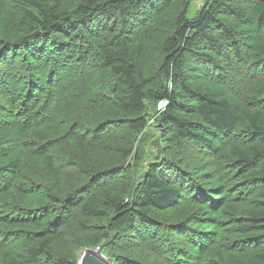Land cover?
Listing matches in <instances>:
<instances>
[{
	"label": "trees",
	"instance_id": "obj_1",
	"mask_svg": "<svg viewBox=\"0 0 264 264\" xmlns=\"http://www.w3.org/2000/svg\"><path fill=\"white\" fill-rule=\"evenodd\" d=\"M64 1L0 0V264H76L78 256L53 248L61 227L77 214L98 219L105 213L110 217L108 228H101L86 246H104L110 264L264 260V94H249L251 84L262 82L264 72L259 71L264 64L252 62L253 41L221 21L222 15H230L249 25L254 19L245 4L257 2L260 7L264 0H209L193 18L187 15L190 0H183L161 36L159 88L150 85L135 61L145 54L142 44L134 58L115 45L124 40L132 44L144 33L145 37L176 0H72V9L60 11ZM13 9L19 26L8 25ZM94 17L100 21H90ZM257 21L264 25V9ZM79 36L83 41H77ZM62 47L66 53L57 55ZM98 64L127 85L119 102L125 113L136 115L125 123L129 133L148 127V115L143 114L149 101L155 106L167 101L156 117L155 137L162 129L163 155L144 167L152 155L150 147L143 155L138 152L140 167L128 199L121 194L83 199L88 189L81 192L85 186L72 181L81 169L71 163L70 149H63L79 132L98 144L95 140L117 123L111 116V123L89 130L75 119L92 93ZM197 64L216 74L217 78L203 75L209 84L229 83L232 95L242 101L240 118L231 99L189 82L188 68ZM235 68L242 74L228 78L226 72ZM237 132L235 153L223 158ZM255 140L259 145L243 146ZM185 141L211 151V170L194 163L205 157L191 155L194 162L187 161L190 150L184 148ZM80 144L69 146L81 150ZM132 152L130 146L122 156ZM227 169L240 181L225 184ZM210 177L219 185L199 180ZM172 221L177 223L168 226ZM123 238L131 241L125 248L118 242Z\"/></svg>",
	"mask_w": 264,
	"mask_h": 264
},
{
	"label": "rangeland",
	"instance_id": "obj_2",
	"mask_svg": "<svg viewBox=\"0 0 264 264\" xmlns=\"http://www.w3.org/2000/svg\"><path fill=\"white\" fill-rule=\"evenodd\" d=\"M57 1L58 0H56V3ZM208 1L209 0H190L187 11L188 17H195ZM64 2L65 3H63V8H61L60 11H63L64 9H67L69 11L70 9H72V6L74 5V2L72 0H65ZM182 2L183 0H176V2L168 10L160 14L162 15V17L158 18L159 21L156 26L153 27L150 31H147L145 37L144 33V35L139 37L138 41H134L132 42V44H130V40H124L119 43V45H115L118 49L124 51L127 57L134 58L133 55L135 49H138L140 44H142V51H144L145 54L141 57V59L137 58V60L135 61L142 65L144 75L146 76L147 80L150 82V85L152 87L159 88L160 84L162 83H159V77L157 75V67L160 66V62L158 61L160 58L159 52L161 49V36L169 29V25L173 20V15L176 9L182 5ZM256 4L257 2H253L252 5L248 3L245 4V6L248 7L251 19H254L250 21L249 25L246 24L245 21V23L242 21L237 22L236 19L230 15L221 16L220 14L219 17H222L221 21L226 22V26H232L236 34L240 36H245L247 39L253 41L254 45L251 49L252 62L259 61L260 63L262 62L264 64V25L259 24L257 21L258 12L259 10L261 11L264 9V4L261 3L260 7L256 6ZM18 19L19 14L13 9L8 25H14L18 21ZM90 21L95 22L100 21V19L98 17H94ZM16 26L19 25L16 23ZM90 29H93L95 33L101 34L103 32V30L99 28ZM80 40L83 41V38L81 39L80 36L77 37V41ZM84 50L86 52L89 51L87 47H85ZM60 53H66L65 48H59L57 55H59ZM224 57L225 56H223V58ZM228 59L230 60L232 58L229 57ZM95 61L96 60H93L92 64ZM35 62L39 64L36 60ZM232 63L234 64L233 67H235V62ZM194 69L188 68V71L191 74L189 82L201 90H211L219 93L220 96H225L231 99L233 106H235L236 114L240 118L241 112L239 106L242 101L237 96L232 95V89L229 87V83L225 82L224 80L221 83L209 84L208 81L204 79L206 77L203 75H212L216 77V74L211 73L209 70L206 71L205 68L202 67V64H197V68ZM110 72L111 71L109 68L98 64V73L94 81V88L91 91L92 93L89 94V96L87 95L85 100H83L85 106L80 112V114L78 116H75V119L83 121L85 128L87 127V129L89 130H96L104 125L111 123V121L115 119L111 116H116L118 118L115 121L117 123H114L108 127V131L105 132L107 134L106 136L101 139L95 140L98 141V144H93L92 142L94 140L90 143L89 141H87L88 136L85 137V135H83L84 132H79L80 135L76 134V136L78 137L77 139L72 138L74 139V141L69 142L68 145L63 147L64 150L70 149L68 151V154L71 155V163L75 164L77 169H81V174H77L76 176L73 175L72 181L76 182L77 184H80L79 186H85L81 190V192L85 189H88V191L85 193L86 195L83 196V199L86 198L88 200H91L93 198L100 199L102 196H104L105 198H109L112 195L117 194H121L127 199L130 198L135 184L136 176L140 167V164H138L137 154L138 152H140L143 155V150L146 147H150L151 142L155 139V135L157 133V130L159 129V126H157L156 124L158 120H156V117L166 107L161 106L160 102H158L155 106L152 100L149 101L147 103V111L143 114L144 116L148 115V127L145 128L143 131L135 134L133 132L129 133V128L125 123H129L130 117L136 115L132 113H125L123 109L120 108L119 102L120 98L124 96L125 88L127 85L125 84L124 80H122L120 77L113 75ZM263 72L264 69H261L259 71V74H262ZM241 74L242 70L239 68H235L232 72H226L228 78L239 77ZM227 80L230 81V79ZM261 81L262 82H260L259 84H251V87L249 89L250 95L264 94V78L261 79ZM157 82L159 84L157 86H154ZM163 83L167 82L164 81ZM167 87L170 88L171 85ZM182 95H185L184 91H182ZM154 106L156 107L155 111ZM241 126H236V128L238 129ZM239 134L240 132H237L235 134L233 144L226 151V153L223 154V158H228L229 156H232L235 153L234 150L237 146L236 141L238 140ZM77 141L81 143V150L78 149V145H76L75 148L73 145L71 147L69 146L72 143H77ZM258 143L259 142L255 140L249 144L243 143V146H246L247 148V146H251L250 144L255 145ZM130 146L132 147L133 152L129 156H127V158L123 157L122 153H125L126 149H128ZM184 146L187 151L190 150V152L188 153L189 158L187 159V161L191 163L194 162V159L191 155H195V157L199 159L205 157L204 159H201L199 161L196 159V162L194 163H204L205 165H208L209 170L212 169L211 164L214 162V160H212L210 150H208L206 147L199 146L193 142L190 143L187 141L184 142ZM184 162L189 164L186 161ZM185 163L183 164L185 165ZM183 164H181L182 167ZM191 167H193V164H191ZM66 168L70 171V168L68 166ZM103 171L104 174H101L100 172L103 173ZM97 173H100L101 175L95 177ZM224 175L226 178L225 184H229L230 181H232L233 183H235V181H240V179L235 180L239 177V175L236 174L237 177L233 178L232 172H230L228 169ZM241 179H246V174L245 176H242ZM199 180L200 182L202 181L210 184L211 182H213L214 185H219V183L216 182L217 180H212L211 177L210 179L200 178ZM95 181L98 182L95 184ZM73 189H75V186L73 187ZM34 194V198H39L38 194ZM40 201L43 202L46 200L40 199ZM241 211L242 210H236L235 212L240 213ZM186 213H183V216H185ZM109 219L110 217L106 213L103 217L98 219L80 216L78 214L74 215V217L72 216L68 220L69 222L61 227L62 234L53 244L54 250L57 252L59 251L58 253L60 254L63 253L72 258H77V256L79 258L81 253L89 247H87L86 244L92 243L94 241L100 229L108 228V222H110ZM85 220L86 224L82 225L81 221ZM175 223H177V221H172L168 224V226L173 225ZM138 230H142V228L139 227ZM134 233L137 234V229ZM163 236L165 235L163 234ZM171 236L174 239V242L178 243L179 238L176 236V234H171ZM142 237L144 238L145 235L143 234ZM145 241L146 240H142V243H144ZM118 242L122 248H125L126 246H129L128 242L131 241H128L123 238L119 239ZM161 243L163 247L164 241ZM22 247L23 246H20V248ZM20 252L22 251L20 250ZM111 263L114 264V262ZM254 264H264V260H255Z\"/></svg>",
	"mask_w": 264,
	"mask_h": 264
},
{
	"label": "water",
	"instance_id": "obj_3",
	"mask_svg": "<svg viewBox=\"0 0 264 264\" xmlns=\"http://www.w3.org/2000/svg\"><path fill=\"white\" fill-rule=\"evenodd\" d=\"M162 129L150 144V152L152 155L148 161L144 162V167L148 163L156 162L161 159L163 155L164 145L161 140ZM145 169V168H144ZM104 246L97 248H86L78 258L76 264H110L109 260L103 254Z\"/></svg>",
	"mask_w": 264,
	"mask_h": 264
},
{
	"label": "built area",
	"instance_id": "obj_4",
	"mask_svg": "<svg viewBox=\"0 0 264 264\" xmlns=\"http://www.w3.org/2000/svg\"><path fill=\"white\" fill-rule=\"evenodd\" d=\"M161 106H166L167 105V101H160Z\"/></svg>",
	"mask_w": 264,
	"mask_h": 264
}]
</instances>
